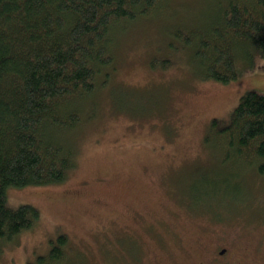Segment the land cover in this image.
I'll use <instances>...</instances> for the list:
<instances>
[{
  "label": "rangeland",
  "instance_id": "obj_1",
  "mask_svg": "<svg viewBox=\"0 0 264 264\" xmlns=\"http://www.w3.org/2000/svg\"><path fill=\"white\" fill-rule=\"evenodd\" d=\"M184 1L196 0L168 8L180 14ZM151 18L115 35L113 63L89 100L94 113L69 139L78 147L70 176L7 191L8 207L28 204L40 217L0 243V264H35L62 234L66 264H212L223 247L233 264H264V175L248 171L222 186L230 167L216 166L204 142L210 122L227 124L245 92L264 94V56L238 58L236 81L200 80L168 45L175 18Z\"/></svg>",
  "mask_w": 264,
  "mask_h": 264
},
{
  "label": "trees",
  "instance_id": "obj_2",
  "mask_svg": "<svg viewBox=\"0 0 264 264\" xmlns=\"http://www.w3.org/2000/svg\"><path fill=\"white\" fill-rule=\"evenodd\" d=\"M174 1L0 0V243L40 217L28 204L8 207V190L61 184L76 167L78 147L69 139L94 113L89 100L105 83L116 34L170 12L179 25L172 54L182 52L198 79L221 84L238 79V58L254 50L264 56V0L184 1L180 14L168 8ZM204 142L218 153L216 166L230 167L222 186L230 189L248 171L264 175V94L245 92L227 124L210 122ZM50 244L35 264L73 261L65 235Z\"/></svg>",
  "mask_w": 264,
  "mask_h": 264
},
{
  "label": "flooded vegetation",
  "instance_id": "obj_3",
  "mask_svg": "<svg viewBox=\"0 0 264 264\" xmlns=\"http://www.w3.org/2000/svg\"><path fill=\"white\" fill-rule=\"evenodd\" d=\"M157 249H160V248H156L155 250L157 251ZM226 250H227V248H225V247H223L220 251H219V253H218V256H212L211 257V260L213 259V261L211 262L212 264H233L232 263V260H233V258H225L224 259V257L223 256H225V254H226ZM133 258V257H132ZM134 259V261H132V260H127L126 261V264H136L135 263V259L136 258H133ZM208 260H210L209 258H208ZM137 262V261H136ZM150 264H152V263H150Z\"/></svg>",
  "mask_w": 264,
  "mask_h": 264
},
{
  "label": "bare ground",
  "instance_id": "obj_4",
  "mask_svg": "<svg viewBox=\"0 0 264 264\" xmlns=\"http://www.w3.org/2000/svg\"><path fill=\"white\" fill-rule=\"evenodd\" d=\"M67 139V138H66ZM69 143V142H68ZM218 145V144H217Z\"/></svg>",
  "mask_w": 264,
  "mask_h": 264
}]
</instances>
